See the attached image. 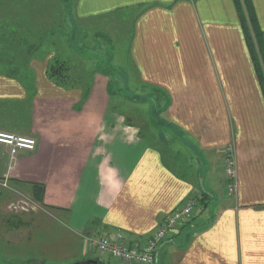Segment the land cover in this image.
Returning a JSON list of instances; mask_svg holds the SVG:
<instances>
[{
	"label": "crops",
	"instance_id": "0c3cea01",
	"mask_svg": "<svg viewBox=\"0 0 264 264\" xmlns=\"http://www.w3.org/2000/svg\"><path fill=\"white\" fill-rule=\"evenodd\" d=\"M250 2L264 35V0ZM75 12L85 22L128 20L124 53L137 87L146 84L168 102L142 112L140 124L112 105L107 76L86 63L66 87L46 77L43 58L33 57L20 68L31 74L17 76L0 64V130L36 141L13 166L0 144V177L29 191L31 183L43 185L35 201L74 240L57 239L53 246L73 248L53 261L122 264L85 251L84 237L143 241L197 196L153 264H264V90L234 0H77ZM5 45L0 51L9 57ZM226 146L236 161L232 194L223 172ZM6 213L22 216L10 220L14 225L28 222L26 212Z\"/></svg>",
	"mask_w": 264,
	"mask_h": 264
},
{
	"label": "rangeland",
	"instance_id": "374dc122",
	"mask_svg": "<svg viewBox=\"0 0 264 264\" xmlns=\"http://www.w3.org/2000/svg\"><path fill=\"white\" fill-rule=\"evenodd\" d=\"M61 1L0 0V32H3L5 28L9 31L15 22L20 23L21 21L24 27L28 26L33 33L37 34V48L33 50L36 59L43 58L45 64L47 62L45 60L54 52L60 60L69 64V74L72 78L74 76L72 81L74 83L78 82L76 70L83 63L93 68L98 74L108 69L107 73L116 77L113 91H119V94H124L129 98L124 101L121 97L113 95L112 105L127 112L133 121L142 124L139 116L142 112H146L155 92L153 90L147 92L146 89L137 87L139 86L137 77L124 53L127 46L128 24L126 22L128 20L119 23L107 20L101 22L99 19L86 20V22L78 20L76 12L73 11L77 0H68V6L73 8L71 9L73 16L69 19L70 24L82 25L88 30V34L81 32L80 40L73 38L70 42L68 33L71 27L68 26V16L66 14L62 16ZM63 9H66V6ZM127 17L128 15L122 16L123 19H128ZM99 31L114 44H106L104 40H101ZM93 32H98L99 36ZM103 35L101 36L104 37ZM251 41L256 47L253 36ZM101 42H103L102 48L99 47ZM93 70L91 73L94 74ZM136 94L151 97H147L149 99L147 103H133V100L138 101L139 96L137 98ZM7 211L26 212L28 222L14 225L15 220L12 223L10 220L21 219L22 216L10 215L6 213ZM33 212H40L43 215H31ZM6 218H9L8 221L11 224ZM55 221H57L56 216L46 208L42 209L33 199L28 188L19 183L7 182L0 177V264H39L42 261L47 264L56 263L53 257H59L60 254L66 255L65 253L73 248V246H53L56 240L62 239L70 245H74V240L67 236L62 227L57 230L54 225ZM13 227L21 228V230Z\"/></svg>",
	"mask_w": 264,
	"mask_h": 264
},
{
	"label": "trees",
	"instance_id": "16d2710c",
	"mask_svg": "<svg viewBox=\"0 0 264 264\" xmlns=\"http://www.w3.org/2000/svg\"><path fill=\"white\" fill-rule=\"evenodd\" d=\"M68 0H62L61 3V9H62V16H65V14L68 16L67 20L70 19V17L73 16L72 14V7L70 8L67 4ZM237 10L240 12L241 15V23L245 28L246 34H247V41L249 44V49L254 61V64L256 66L257 72L259 74V80L261 85H263L264 90V40H263V33L261 32L258 22L256 20V17L254 15L253 7L251 5L250 0H234ZM66 6V9H63V7ZM75 11V9H73ZM68 26L71 27V31H69L68 36L70 35V42L75 36V33L79 34L81 37V30L83 31L82 26H73L70 24V20L68 21ZM80 30V31H78ZM100 33V32H99ZM99 33L96 35L99 36ZM102 33H100V38L104 40L107 44L111 43L110 39H106L107 37H102ZM253 36V40L256 43L257 51L254 49V45L251 41V38ZM67 40V41H69ZM37 34L33 33L28 26L24 27L23 23L20 21V23L15 22L14 25H12L11 29L8 31V28H5L3 32H0V46L6 43L5 47L8 48L10 46L11 48V55L9 57H6L7 53H3L0 51V64L6 63L5 70H1L4 73H8L12 76H17L19 74H24L27 72L28 74H31L30 68L28 67L27 70H21L20 68H23L27 66L33 57L35 58V52L34 49L37 48ZM11 44V45H10ZM100 48L102 46L99 45ZM22 48L21 52L18 53L17 49ZM98 48V49H100ZM25 50L26 52H24ZM53 54L50 55L49 58H47L46 62V77L56 83L57 85L66 87V86H73V82L70 81V74H69V64L65 62L64 60H60L59 57L52 52ZM1 66V65H0ZM106 71H102V74H105L108 78L107 81V93L109 96L119 94V91H113V86L115 84L116 77L115 75H111L107 73L109 71L108 69H105ZM95 73V71L93 70ZM87 89V88H86ZM139 89H146L147 92H152V90L155 92L152 96V101H150V105L147 106L146 112H151L152 114L154 112H157L158 104L162 107L164 103L168 102V99H165V96L163 93H159L158 90L151 88L150 86L144 84L139 87ZM87 92V91H86ZM88 93V92H87ZM124 101L128 100L129 98L124 95L120 94ZM139 96V98L137 97ZM136 97L138 98V101L133 100V103H147L149 99L145 94H136ZM136 99V98H135ZM155 119L152 118V121ZM10 183H17V182H11ZM30 191L31 194L37 202L41 201V196L43 193V185L37 184V183H31L30 184ZM97 261V264H108L101 262L99 258H94ZM81 262V261H78ZM39 264H47L45 262H41ZM53 264H59V263H53ZM75 264V262L71 263Z\"/></svg>",
	"mask_w": 264,
	"mask_h": 264
},
{
	"label": "built area",
	"instance_id": "2783aa9c",
	"mask_svg": "<svg viewBox=\"0 0 264 264\" xmlns=\"http://www.w3.org/2000/svg\"><path fill=\"white\" fill-rule=\"evenodd\" d=\"M0 144L8 149L10 164L13 166L21 151H31L36 141L33 137L0 130ZM226 190L232 194L236 190V163L234 151L226 146L223 161ZM197 205V196H191L168 213L159 226L143 241H133L121 234L113 237L101 234L97 237H84V250L114 257L122 264H153L159 244L171 238L180 224L189 218Z\"/></svg>",
	"mask_w": 264,
	"mask_h": 264
},
{
	"label": "water",
	"instance_id": "95a60500",
	"mask_svg": "<svg viewBox=\"0 0 264 264\" xmlns=\"http://www.w3.org/2000/svg\"><path fill=\"white\" fill-rule=\"evenodd\" d=\"M75 264H97V261L95 259H86L81 262H75Z\"/></svg>",
	"mask_w": 264,
	"mask_h": 264
}]
</instances>
